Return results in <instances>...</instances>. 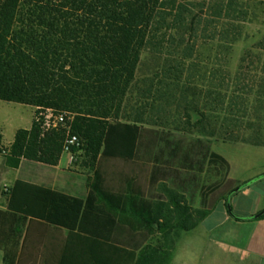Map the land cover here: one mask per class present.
Listing matches in <instances>:
<instances>
[{
  "label": "trees",
  "instance_id": "1",
  "mask_svg": "<svg viewBox=\"0 0 264 264\" xmlns=\"http://www.w3.org/2000/svg\"><path fill=\"white\" fill-rule=\"evenodd\" d=\"M192 5L182 0H0V101L70 111L74 113L72 131L81 140L79 147L71 148L72 152L84 148L92 158L99 153L131 158L137 146L145 145V128L139 124L140 120L123 121L121 112L141 57L162 56L166 44L169 47L168 43H174L175 36L179 42L173 52L175 55L169 52L170 56L191 57L198 47L196 42L189 41L197 35L200 24L203 23L205 33L224 15L230 18L237 12L236 0L219 1L215 5L197 4L199 13L194 12ZM207 9L212 10L216 21L201 20ZM233 17L234 22H220L214 27L215 34L206 35L212 41L209 45L214 50L215 63L220 58L219 53L240 36L239 20ZM219 27H222L221 32L217 34ZM218 35L220 38L214 41ZM184 65V61H175L176 71L180 73L179 83ZM258 84L260 99L264 94V78ZM216 97L223 99L221 104L232 101L237 104L233 96L226 98L217 94ZM246 100L241 101L244 107H247ZM201 118H205L204 114ZM228 121L227 128L231 125L233 128L234 121ZM226 131L235 141L262 144L260 132L253 139ZM1 139L0 134V146ZM63 139L62 130L41 136L33 121L29 129L16 131L6 157L16 164L20 157L54 163L56 159L52 156L60 153ZM206 156L214 169L228 171L229 162L224 156L215 151H208ZM262 177L264 173L236 187L241 189ZM231 191L224 194V198L223 191L215 185L210 193L223 198L227 208L226 198ZM171 195L174 207L183 210L179 196ZM155 205L163 210V203ZM87 208L88 201L81 198L17 179L10 190L5 212L73 230L82 222ZM164 211V225L159 230L166 240V250L156 262L167 264L172 257L177 230L194 228L208 212L202 209L176 212L168 209V205ZM228 212L233 215L232 206ZM150 217L153 223L156 219ZM133 262L137 263L134 253L127 257L126 264ZM149 262L152 264L153 260Z\"/></svg>",
  "mask_w": 264,
  "mask_h": 264
},
{
  "label": "crops",
  "instance_id": "2",
  "mask_svg": "<svg viewBox=\"0 0 264 264\" xmlns=\"http://www.w3.org/2000/svg\"><path fill=\"white\" fill-rule=\"evenodd\" d=\"M22 105L30 109L31 117L21 128L29 129L35 107ZM21 128L11 140L0 130L2 145H10ZM135 151L131 158L101 153L92 158L84 148L61 149L52 156L54 163L20 157L16 164L0 156V264H126L132 253L136 264H151L150 260L166 264L156 260L166 250L159 227L164 225L167 205L176 212H208L194 228L177 230L167 264H188L190 258L194 264H264V215L255 216L264 209V177L234 192L248 179H233L230 173L226 177L234 184L230 204L235 199L237 206L249 203L243 210L232 205V214L243 218L239 220L228 212L223 198L210 193L215 185L223 186L207 182L209 163L199 172L191 147L139 145ZM17 179L88 201L82 222L69 230L5 212ZM171 194L179 196L183 210L174 207ZM158 202L164 204L162 211Z\"/></svg>",
  "mask_w": 264,
  "mask_h": 264
},
{
  "label": "rangeland",
  "instance_id": "3",
  "mask_svg": "<svg viewBox=\"0 0 264 264\" xmlns=\"http://www.w3.org/2000/svg\"><path fill=\"white\" fill-rule=\"evenodd\" d=\"M182 1L193 3L194 12L199 13L197 4L215 5L228 0ZM236 3L237 12H233L231 17L239 20L240 36L227 50L219 53L217 63L213 62L214 50L209 45L212 41L206 35L215 34L214 27L220 22H234L225 15L219 23L209 26L205 33L202 31L203 23L199 25L197 35L189 41L191 44L196 42L198 47L191 57L170 56L169 52L173 53L179 42L177 36L174 43H168L169 47L166 44L162 56L143 55L121 112L123 121L140 120L139 124L145 128V145L154 148L183 145L195 150L199 172L208 162V151L224 156L229 162L228 171H218L209 164L204 174L207 182L222 185L220 189L224 194L234 185L226 178L229 173L233 179L248 180L264 173V94L258 99V83L264 78V0H236ZM211 14L212 10L207 9L201 20L216 21L217 18ZM177 60L185 62L181 83L177 80L180 74L175 67ZM217 94L226 98L233 96L237 104L233 101L221 104L223 99L220 101ZM246 98L247 107H244L241 101ZM30 117L28 107L0 101V130L6 140L12 139L16 128L28 125ZM229 119L235 123L230 129L227 128ZM222 124L225 129L220 127ZM226 129L242 138L253 139L260 132L262 144L252 145L230 139ZM0 156L6 155L0 153ZM248 204L244 201L237 206L236 199L232 203L239 210L246 209ZM215 210L221 212V206H216Z\"/></svg>",
  "mask_w": 264,
  "mask_h": 264
},
{
  "label": "built area",
  "instance_id": "4",
  "mask_svg": "<svg viewBox=\"0 0 264 264\" xmlns=\"http://www.w3.org/2000/svg\"><path fill=\"white\" fill-rule=\"evenodd\" d=\"M74 113L70 111H59L52 107L35 106L33 113V121L38 125L41 136L52 130L63 131L62 150L71 152L72 147H79L81 140L79 136L72 131V122ZM0 153L3 155L9 154V148L0 146Z\"/></svg>",
  "mask_w": 264,
  "mask_h": 264
},
{
  "label": "water",
  "instance_id": "5",
  "mask_svg": "<svg viewBox=\"0 0 264 264\" xmlns=\"http://www.w3.org/2000/svg\"><path fill=\"white\" fill-rule=\"evenodd\" d=\"M237 190H238V187H236L232 192L237 191ZM232 192H230V193L227 195V198H226V200H227V203H226V204H227V208H228L229 211L231 210L230 196H231ZM263 213H264V209L261 210V211H259V213L255 214V216L258 217V216H260V215L263 214Z\"/></svg>",
  "mask_w": 264,
  "mask_h": 264
},
{
  "label": "clouds",
  "instance_id": "6",
  "mask_svg": "<svg viewBox=\"0 0 264 264\" xmlns=\"http://www.w3.org/2000/svg\"><path fill=\"white\" fill-rule=\"evenodd\" d=\"M188 264H194V260L190 258Z\"/></svg>",
  "mask_w": 264,
  "mask_h": 264
}]
</instances>
